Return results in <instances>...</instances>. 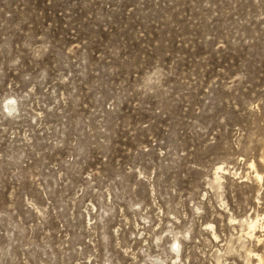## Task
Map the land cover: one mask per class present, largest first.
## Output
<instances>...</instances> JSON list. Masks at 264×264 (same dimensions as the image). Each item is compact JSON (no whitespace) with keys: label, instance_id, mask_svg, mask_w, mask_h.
<instances>
[{"label":"rangeland","instance_id":"rangeland-1","mask_svg":"<svg viewBox=\"0 0 264 264\" xmlns=\"http://www.w3.org/2000/svg\"><path fill=\"white\" fill-rule=\"evenodd\" d=\"M0 264H264V0H0Z\"/></svg>","mask_w":264,"mask_h":264},{"label":"bare ground","instance_id":"bare-ground-1","mask_svg":"<svg viewBox=\"0 0 264 264\" xmlns=\"http://www.w3.org/2000/svg\"><path fill=\"white\" fill-rule=\"evenodd\" d=\"M217 168V170H221L222 168H221V166H217L216 167ZM255 176H257V178H260V174H258V173H256V175ZM218 178V177H217ZM254 222H256V220L254 221H250V223H249V229L252 231V230H254Z\"/></svg>","mask_w":264,"mask_h":264}]
</instances>
